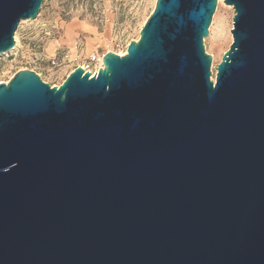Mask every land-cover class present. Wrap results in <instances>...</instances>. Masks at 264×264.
<instances>
[{
    "label": "water",
    "instance_id": "water-1",
    "mask_svg": "<svg viewBox=\"0 0 264 264\" xmlns=\"http://www.w3.org/2000/svg\"><path fill=\"white\" fill-rule=\"evenodd\" d=\"M156 0L122 57L0 83V264H264V0ZM43 0H0V55Z\"/></svg>",
    "mask_w": 264,
    "mask_h": 264
},
{
    "label": "rangeland",
    "instance_id": "rangeland-1",
    "mask_svg": "<svg viewBox=\"0 0 264 264\" xmlns=\"http://www.w3.org/2000/svg\"><path fill=\"white\" fill-rule=\"evenodd\" d=\"M156 0H43L37 17L21 21L14 35L15 49L0 55V83L7 84L24 70L34 72L43 83L59 86L77 67L97 72L102 66L92 57L126 53L139 39L141 27ZM233 8L218 0L208 36L203 38L206 56L213 67L232 44Z\"/></svg>",
    "mask_w": 264,
    "mask_h": 264
},
{
    "label": "bare ground",
    "instance_id": "bare-ground-1",
    "mask_svg": "<svg viewBox=\"0 0 264 264\" xmlns=\"http://www.w3.org/2000/svg\"><path fill=\"white\" fill-rule=\"evenodd\" d=\"M15 47V46H14ZM15 48H13V50H14ZM12 50V51H13ZM125 52H126V50H125ZM117 56H119V57H122V56H124L126 53H115ZM100 63H101V65H102V59L100 60ZM83 70H85V68L84 67H82V66H80ZM100 68H102V66L100 67ZM213 71H216L215 70V67H213ZM85 72H86V70H85ZM89 73H90V75H91V77L94 75V74H96L97 72H90L89 71ZM212 75H213V72H212Z\"/></svg>",
    "mask_w": 264,
    "mask_h": 264
},
{
    "label": "built area",
    "instance_id": "built-area-1",
    "mask_svg": "<svg viewBox=\"0 0 264 264\" xmlns=\"http://www.w3.org/2000/svg\"><path fill=\"white\" fill-rule=\"evenodd\" d=\"M101 58L92 57L91 62H99L100 63ZM85 72V70H83Z\"/></svg>",
    "mask_w": 264,
    "mask_h": 264
}]
</instances>
